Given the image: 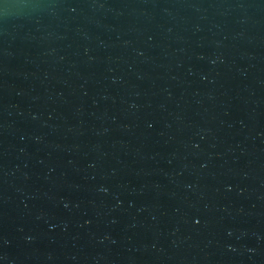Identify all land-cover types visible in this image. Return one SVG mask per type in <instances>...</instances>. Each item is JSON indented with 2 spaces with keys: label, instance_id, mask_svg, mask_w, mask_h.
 Returning a JSON list of instances; mask_svg holds the SVG:
<instances>
[{
  "label": "water",
  "instance_id": "1",
  "mask_svg": "<svg viewBox=\"0 0 264 264\" xmlns=\"http://www.w3.org/2000/svg\"><path fill=\"white\" fill-rule=\"evenodd\" d=\"M0 264H264V0H0Z\"/></svg>",
  "mask_w": 264,
  "mask_h": 264
}]
</instances>
